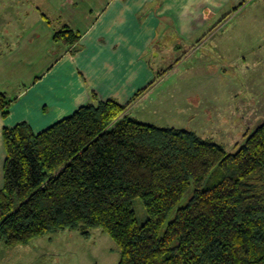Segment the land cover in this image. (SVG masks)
<instances>
[{"label": "trees", "instance_id": "1", "mask_svg": "<svg viewBox=\"0 0 264 264\" xmlns=\"http://www.w3.org/2000/svg\"><path fill=\"white\" fill-rule=\"evenodd\" d=\"M81 37L67 24L54 35L66 47ZM153 84L124 104L93 91L92 102L41 132L26 121L4 128L0 240L102 229L119 264H264V122L230 154L196 131L130 115ZM14 102L0 91L4 117Z\"/></svg>", "mask_w": 264, "mask_h": 264}, {"label": "crops", "instance_id": "2", "mask_svg": "<svg viewBox=\"0 0 264 264\" xmlns=\"http://www.w3.org/2000/svg\"><path fill=\"white\" fill-rule=\"evenodd\" d=\"M240 1L0 0V91L15 99L7 117L0 113V189L5 127L26 121L41 132L92 102L93 91L99 100L127 103L154 80L157 50H166L158 44L169 34L179 49L201 44L195 53L204 48L202 57L232 52L235 37L234 53L248 52L250 17L264 24V0L226 20ZM64 24L82 33L72 47L54 39ZM29 243L9 246L0 240V264H25L22 251ZM98 256L106 257L93 258Z\"/></svg>", "mask_w": 264, "mask_h": 264}, {"label": "rangeland", "instance_id": "3", "mask_svg": "<svg viewBox=\"0 0 264 264\" xmlns=\"http://www.w3.org/2000/svg\"><path fill=\"white\" fill-rule=\"evenodd\" d=\"M242 1L226 20L242 15L254 0L240 6ZM251 20L253 17L247 33L248 52L242 55L234 53L236 37L232 52L215 51L202 57L204 48L195 53L201 44L179 49L169 34L158 44L166 50H157L154 84L133 103L129 114L145 123L196 131L221 144L228 153H235L264 122V24ZM134 207L139 224L145 223L148 213L140 198L134 200ZM94 245L103 246V250ZM94 254L106 257L94 259ZM22 256L25 264H119L120 249L102 229L94 230L89 238L65 230L30 241Z\"/></svg>", "mask_w": 264, "mask_h": 264}]
</instances>
